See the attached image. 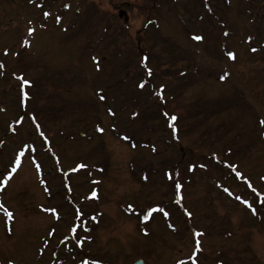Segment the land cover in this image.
Returning a JSON list of instances; mask_svg holds the SVG:
<instances>
[{
    "label": "rangeland",
    "instance_id": "374dc122",
    "mask_svg": "<svg viewBox=\"0 0 264 264\" xmlns=\"http://www.w3.org/2000/svg\"><path fill=\"white\" fill-rule=\"evenodd\" d=\"M0 195V264H264V0H0Z\"/></svg>",
    "mask_w": 264,
    "mask_h": 264
},
{
    "label": "snow or ice",
    "instance_id": "6c2138e0",
    "mask_svg": "<svg viewBox=\"0 0 264 264\" xmlns=\"http://www.w3.org/2000/svg\"><path fill=\"white\" fill-rule=\"evenodd\" d=\"M45 15H47V13H46ZM194 39L199 41V40H202L203 38H202L201 36H195ZM228 55H229L231 58L235 59V54H234V53L229 52ZM145 59H146V58H145ZM149 74H151L150 70H149ZM24 83L27 84V83H29V82H28V81H24ZM141 87H143V85H141ZM25 96H27V93H25ZM172 119L175 120L176 117L173 116ZM23 155H24V153L21 152V156H23ZM19 163H20V161L18 160V161H17V165H19ZM37 167H39V165H37ZM81 167H84V166L81 165ZM13 171H15V169H13ZM238 175H239V173H238ZM170 178H171V175H170ZM176 187L179 188L180 185L177 184ZM92 195H93V196H96V193L93 192ZM245 203L247 204L248 201H245ZM0 207H2V206H0ZM156 210H159V211H161V212L164 211L162 208H160V209H150L149 214H150L152 211H156ZM53 211H54V210H53ZM164 214H165V215H168V213H166V212H165ZM190 215H191V213H189V216H190ZM8 216L11 217V216H12V213H11V212H8ZM144 219L147 220V219H148V215H145V216H144ZM197 235H201V234H200V233H197Z\"/></svg>",
    "mask_w": 264,
    "mask_h": 264
},
{
    "label": "trees",
    "instance_id": "16d2710c",
    "mask_svg": "<svg viewBox=\"0 0 264 264\" xmlns=\"http://www.w3.org/2000/svg\"><path fill=\"white\" fill-rule=\"evenodd\" d=\"M160 74V75H159ZM156 75L160 78L161 77V73H156ZM160 82H161V78H160ZM126 101V100H125ZM165 109V112H163V114H164V116L166 117V121L164 122V124H165V126H168V125H170V122H171V120H170V118L171 117H173L172 116V114L169 112V109H167V108H164ZM170 114H169V113ZM171 115V116H170ZM163 116V117H164ZM171 127V126H170ZM183 152L185 153L186 152V150L183 148Z\"/></svg>",
    "mask_w": 264,
    "mask_h": 264
},
{
    "label": "water",
    "instance_id": "95a60500",
    "mask_svg": "<svg viewBox=\"0 0 264 264\" xmlns=\"http://www.w3.org/2000/svg\"><path fill=\"white\" fill-rule=\"evenodd\" d=\"M135 264H145L143 260H138Z\"/></svg>",
    "mask_w": 264,
    "mask_h": 264
}]
</instances>
